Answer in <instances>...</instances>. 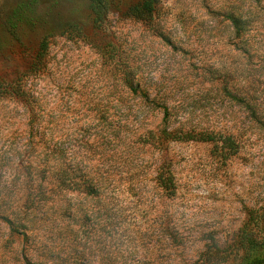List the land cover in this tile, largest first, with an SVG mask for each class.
Returning a JSON list of instances; mask_svg holds the SVG:
<instances>
[{"label":"rangeland","instance_id":"374dc122","mask_svg":"<svg viewBox=\"0 0 264 264\" xmlns=\"http://www.w3.org/2000/svg\"><path fill=\"white\" fill-rule=\"evenodd\" d=\"M31 1L0 0V264H251L264 0H157L148 18L129 16L141 0H106L101 23L87 0H39L14 29Z\"/></svg>","mask_w":264,"mask_h":264},{"label":"trees","instance_id":"16d2710c","mask_svg":"<svg viewBox=\"0 0 264 264\" xmlns=\"http://www.w3.org/2000/svg\"><path fill=\"white\" fill-rule=\"evenodd\" d=\"M90 5L91 13L94 17L95 23H101L104 20L105 14H106V0H87ZM157 0H141L138 4L132 5L129 8V16H134L138 18H148L152 17L154 13V5ZM41 2L39 0H33L28 3H23L19 5L16 10L14 11V14L12 15V22L14 21L15 25L14 29L17 28L19 25L22 24H30L38 20V14L41 9ZM231 20L233 22V25L236 29V32L239 34L242 30V28L239 25V21L237 18L231 17ZM75 29V28H74ZM48 44V37L44 39V41L41 44V50L42 54L38 59L36 60L37 63H41L43 59V53L47 48ZM135 94H137V90H132ZM228 95L233 99L234 101H241L239 98L234 96L231 91H226ZM145 97H148L146 93H144ZM247 109L252 113V115L259 119V116L261 114L262 109H260V105L257 103H250V105L247 107ZM163 114H164V122H167L170 116V109L165 106L163 107ZM165 136L172 137V133H170L168 130L165 131ZM191 136H186V138L183 139H189ZM171 139V138H170ZM172 139H179L174 136ZM201 141H212L211 138L204 137V138H198ZM222 148L224 150H227V152H233L235 153L237 151V145L234 141H232L231 137H225L221 138ZM158 181L160 185L163 187V189L167 192L168 196L172 197L176 193L175 190V183L174 178L172 175H170L167 178L160 177L158 178ZM87 187V190H89L88 195L95 196L98 194L99 187L97 185V180H90L88 183L84 184ZM252 216L257 215V211L251 212ZM258 216V215H257ZM264 216V212H263ZM257 221V220H256ZM257 223V222H256ZM259 225V224H258ZM242 245L244 248H251L254 249V252L260 251L257 256L254 257L251 264H264V237L258 236V235H248L245 239V242Z\"/></svg>","mask_w":264,"mask_h":264}]
</instances>
